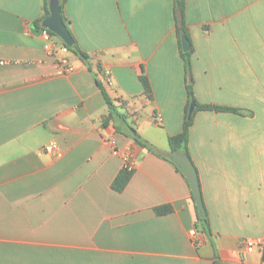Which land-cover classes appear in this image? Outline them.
Listing matches in <instances>:
<instances>
[{"label": "crops", "instance_id": "obj_1", "mask_svg": "<svg viewBox=\"0 0 264 264\" xmlns=\"http://www.w3.org/2000/svg\"><path fill=\"white\" fill-rule=\"evenodd\" d=\"M49 3L0 0V264H262L243 241L264 240V0H185L196 100L238 111L195 107L188 151L212 230L195 239L191 187L168 159L188 105L176 1L65 0L88 55L66 54L69 73L42 35ZM101 87L127 123L107 120Z\"/></svg>", "mask_w": 264, "mask_h": 264}, {"label": "trees", "instance_id": "obj_2", "mask_svg": "<svg viewBox=\"0 0 264 264\" xmlns=\"http://www.w3.org/2000/svg\"><path fill=\"white\" fill-rule=\"evenodd\" d=\"M175 1H176V9H177L178 14H179L178 15V33H179L180 39L183 35H185L188 38L191 47H190V51L184 52L183 47H182V42L180 41L181 55L185 61L186 71H187V86L186 87H187V92H188V105L186 107V117H185V121L183 124L182 132L177 134V135L169 137L168 142H169V147H170L171 153L180 152V153L186 154L190 157V154L188 151L189 133H190V128L194 122V114L192 115L191 119L188 118V114H189L190 106L192 104L195 105L196 110H208V111H216V112H224V111L238 112V111L235 109H232V108H228V107L213 106V105H202L196 100V97L194 94V79H193L192 74H191L192 55L195 52V48H194V44L192 41L190 30L187 27V24L185 21L186 4H185V0H175ZM60 2H61V9H62V15H63V5L65 3V0H60ZM47 6H48V4H47ZM46 11H47V16H49L50 15L49 8H47ZM63 19H64L65 23L68 25V22H67L68 20L64 15H63ZM52 35H53V37L58 38L56 35H54V34H52ZM74 39H75V37H74ZM58 40L61 42V44L63 46H66L65 43L60 38H58ZM68 49H69V51H71L74 54H76L77 56H79L83 61L87 62L88 55L83 50H81L76 39H75L74 47L73 48L68 47ZM140 80L144 86L145 94L148 97L153 98V87H152V83H151L150 78L146 74H142L140 76ZM102 91L104 93V96L106 98V101H107V104H108V107L110 110L109 115L107 117V120H115V121L119 120L120 122L126 121V118L122 114H120V112L118 111L117 106L115 105L114 101L109 97V95L106 93L104 88H102ZM125 123H127V121ZM126 125H127V127H129V129L131 131L130 134L135 138V140L137 142H139L140 144H142V145L148 147L149 149L153 150L150 147V145L146 144L145 142H143L140 139L139 134L137 133V131L134 128H132L128 124H126ZM168 159L171 160L170 157H168ZM190 159H191V157H190ZM176 168L178 171L181 172V169L178 166H176ZM132 175H133V170L129 171L128 169L124 168V170L121 171V173L115 179V181L113 183V188L118 192H122L126 188V186L128 185L129 181L131 180ZM198 179H199V177H198ZM199 184H200V180H199ZM200 188H201V185H200ZM201 193H202V191H201ZM202 198H203V196H202ZM197 211H198V208H197ZM155 212L158 216H165V215L171 214L173 212V209L171 206H160V207L155 208ZM196 231L197 232H203V233H206L208 235H210L212 233L211 232L212 231L211 230V223H210V219H209V216L207 214V211H206V217L205 218L200 217L199 211H198V222L196 225Z\"/></svg>", "mask_w": 264, "mask_h": 264}, {"label": "water", "instance_id": "obj_3", "mask_svg": "<svg viewBox=\"0 0 264 264\" xmlns=\"http://www.w3.org/2000/svg\"><path fill=\"white\" fill-rule=\"evenodd\" d=\"M49 11H50V16L44 20L43 27L45 29H48L58 38H60L67 47L73 48L75 45V39L68 25L65 23L63 19L60 0H50ZM182 47L184 52L190 51L191 45L188 38L185 35L182 36ZM194 111H195V105L192 104L189 109V114H188L189 119L192 118ZM171 161L181 169L182 174L188 180L194 196V200L196 202L199 211V215L200 217L205 218L206 208L203 203L201 188L198 179V173L196 171V168L192 160L188 155L182 154L180 152H176L171 154Z\"/></svg>", "mask_w": 264, "mask_h": 264}, {"label": "built area", "instance_id": "obj_4", "mask_svg": "<svg viewBox=\"0 0 264 264\" xmlns=\"http://www.w3.org/2000/svg\"><path fill=\"white\" fill-rule=\"evenodd\" d=\"M53 33L50 32L48 29H43L42 30V35L47 41V50L50 52V54L55 55L57 52H60L62 54H65V57H63L59 62H58V67L61 69L62 72H73L75 71V67L70 63V60L66 56L70 51L68 47L66 46H58L56 40V37H53ZM4 64V63H0ZM104 76L107 78V81L110 82L111 80V72L109 71H104ZM112 146H116V141L111 142ZM44 151L46 153H49L55 157H62L63 153L62 150L57 142H52L49 143L48 145L45 146ZM126 169L129 171L134 170L133 164L129 162L127 159L126 161ZM190 236L195 239L197 237V231L196 229H193L190 231ZM243 246L246 248L248 252H253L255 250H258L261 252L264 256V240L261 239H255V238H248L243 241ZM264 264V260L263 263Z\"/></svg>", "mask_w": 264, "mask_h": 264}, {"label": "rangeland", "instance_id": "obj_5", "mask_svg": "<svg viewBox=\"0 0 264 264\" xmlns=\"http://www.w3.org/2000/svg\"><path fill=\"white\" fill-rule=\"evenodd\" d=\"M57 40H58V38H56ZM159 134H162V130H159ZM152 135H154V132L152 133ZM157 139H158V141L160 142V140H162V137H160V136H157ZM160 143H164V142H160Z\"/></svg>", "mask_w": 264, "mask_h": 264}]
</instances>
